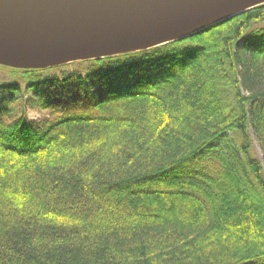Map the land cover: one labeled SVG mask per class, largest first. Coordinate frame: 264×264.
I'll list each match as a JSON object with an SVG mask.
<instances>
[{
  "label": "trees",
  "instance_id": "1",
  "mask_svg": "<svg viewBox=\"0 0 264 264\" xmlns=\"http://www.w3.org/2000/svg\"><path fill=\"white\" fill-rule=\"evenodd\" d=\"M0 72V264H264V5Z\"/></svg>",
  "mask_w": 264,
  "mask_h": 264
},
{
  "label": "water",
  "instance_id": "2",
  "mask_svg": "<svg viewBox=\"0 0 264 264\" xmlns=\"http://www.w3.org/2000/svg\"><path fill=\"white\" fill-rule=\"evenodd\" d=\"M264 0H0V67L44 70L181 41Z\"/></svg>",
  "mask_w": 264,
  "mask_h": 264
},
{
  "label": "rangeland",
  "instance_id": "3",
  "mask_svg": "<svg viewBox=\"0 0 264 264\" xmlns=\"http://www.w3.org/2000/svg\"><path fill=\"white\" fill-rule=\"evenodd\" d=\"M3 76H5V74H4V73L2 74V73L0 72V79H2ZM40 114H41V111H39V110H34V111H32V112H28L27 119H28V121L35 120V119H37V117H38Z\"/></svg>",
  "mask_w": 264,
  "mask_h": 264
}]
</instances>
